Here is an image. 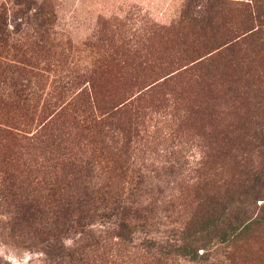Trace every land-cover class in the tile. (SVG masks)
<instances>
[{"label":"trees","instance_id":"16d2710c","mask_svg":"<svg viewBox=\"0 0 264 264\" xmlns=\"http://www.w3.org/2000/svg\"><path fill=\"white\" fill-rule=\"evenodd\" d=\"M178 29L183 42L194 45L193 54L184 68L165 76L91 73L77 90L55 86L44 94L42 75L15 69L20 88L7 96L5 104L21 116L37 117L39 128L29 136L0 122V138L21 143L24 153L36 149L34 165L50 168L46 190L51 201L19 204L22 219L50 259L89 264L86 250L65 246L67 234H83L100 221L117 237L126 238L136 227L135 220L147 219L128 204L134 203L131 197L146 176L136 151L152 112L172 122L208 126L205 134L211 151L199 160L189 185L195 198L193 220L203 214L214 218L213 202L224 189L227 198L243 209L232 217L223 238L235 241L264 223V215L248 218L246 210L264 197V75L253 62L257 53H264V1L185 0ZM174 61L179 60L166 63ZM229 65L232 76L226 71ZM76 79L67 80L66 86ZM109 81L116 87H107ZM46 98L55 101L49 106ZM66 116V121L57 123ZM39 117L43 118L38 121ZM219 168L228 173L221 183L215 177ZM260 208L264 214V204ZM191 228L186 223L181 236L169 245L195 260L205 244L201 238H189Z\"/></svg>","mask_w":264,"mask_h":264},{"label":"rangeland","instance_id":"374dc122","mask_svg":"<svg viewBox=\"0 0 264 264\" xmlns=\"http://www.w3.org/2000/svg\"><path fill=\"white\" fill-rule=\"evenodd\" d=\"M184 1L0 0V60L4 62H0V122L21 128L25 130L22 134L29 136L39 124L37 117L21 116L5 104L7 96L20 88L17 68L42 75L44 94L55 86L77 90L91 73L159 77L184 68L194 48L183 42L178 29ZM171 60L179 61L166 63ZM143 61L150 63H133ZM253 62L264 75V53H257ZM232 68H226L229 76ZM70 79L76 81L66 86ZM107 87L116 86L109 81ZM50 99L44 100L49 106L55 101ZM66 119L60 117L57 123ZM147 121L136 151L146 176L131 197L134 203L128 204L147 219L135 220L136 227L126 238L117 237L108 225L96 221L83 234H67L65 246L86 250L89 264H264V223L235 241L222 237L229 232L232 217L243 209L227 198L224 189L213 202L214 218L203 214L200 220H193L195 198L189 185L199 160L211 151L209 134H205L208 126L195 121L172 122L156 112ZM20 144L0 138V264H70L46 256L38 237L22 219L20 203L51 201L46 190L51 173L48 167L34 165L36 149L24 153ZM220 170L215 177L221 183L228 173ZM263 202L264 197L257 205L247 206V217H262ZM186 223L192 226L189 238H201L205 244L198 248L195 260L169 245L181 236Z\"/></svg>","mask_w":264,"mask_h":264}]
</instances>
